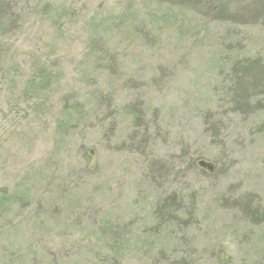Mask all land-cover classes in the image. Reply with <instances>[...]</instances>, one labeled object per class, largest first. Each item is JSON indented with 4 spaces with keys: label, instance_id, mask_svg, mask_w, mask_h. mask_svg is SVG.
Segmentation results:
<instances>
[{
    "label": "rangeland",
    "instance_id": "1",
    "mask_svg": "<svg viewBox=\"0 0 264 264\" xmlns=\"http://www.w3.org/2000/svg\"><path fill=\"white\" fill-rule=\"evenodd\" d=\"M259 3L0 0V264H264Z\"/></svg>",
    "mask_w": 264,
    "mask_h": 264
},
{
    "label": "trees",
    "instance_id": "2",
    "mask_svg": "<svg viewBox=\"0 0 264 264\" xmlns=\"http://www.w3.org/2000/svg\"><path fill=\"white\" fill-rule=\"evenodd\" d=\"M260 1H261V3H259L255 9L247 10L246 13L251 14L252 16H257L260 13H264V0H260ZM240 68H244L243 76L246 74L252 75V73H253L254 80H253V82L251 81V83L247 82L246 80L243 81L241 78L237 79L238 82L236 81V85H237V89H236L237 93L236 94H238L240 96L239 99H237V100L240 103L244 102L247 105H250L251 104L250 100L253 98H256V96H253V98H252L251 94H249V89H250V87H258L261 84L260 81H262L261 77L264 74V66H261L259 61L240 60L237 57L231 62L230 70L234 75L235 72H237V70H239ZM258 75H260V76L258 77ZM236 85H235V87H236ZM247 91H248V93H247ZM163 171H167V170L164 169ZM163 171H161V169L157 170L156 175H154L153 177L162 176L164 178L168 174H166ZM166 200H169L172 203L175 201L176 204H170V202L168 201L164 207H162L160 210H158L154 214V216L157 220L158 227H162V226L164 228L170 227V225H168V224H170L174 220V217H173L174 213H172L171 210L174 209V207H176L177 205H179L178 203L180 201V197L179 196L178 197L175 196V198L174 197H168ZM166 200H164L163 203ZM245 201L246 202H244V201L242 202V210L254 222L257 221V218H255V217H259L258 215L264 216V212L263 213L258 212L257 211L258 209H255L254 206H252L253 200L251 198H247V200L245 199ZM169 234L172 235V232H170ZM187 257L188 256L186 255V253L183 252L182 255L180 256L181 260L179 261V264H188V261L191 264V260H189ZM111 264H115V262H113Z\"/></svg>",
    "mask_w": 264,
    "mask_h": 264
},
{
    "label": "water",
    "instance_id": "3",
    "mask_svg": "<svg viewBox=\"0 0 264 264\" xmlns=\"http://www.w3.org/2000/svg\"><path fill=\"white\" fill-rule=\"evenodd\" d=\"M203 164V163H202ZM211 170V169H210Z\"/></svg>",
    "mask_w": 264,
    "mask_h": 264
}]
</instances>
